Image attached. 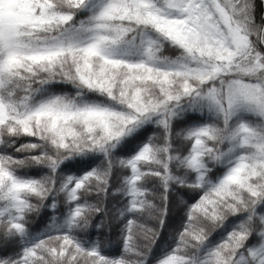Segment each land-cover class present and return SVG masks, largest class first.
I'll list each match as a JSON object with an SVG mask.
<instances>
[{
	"label": "snow or ice",
	"instance_id": "snow-or-ice-1",
	"mask_svg": "<svg viewBox=\"0 0 264 264\" xmlns=\"http://www.w3.org/2000/svg\"><path fill=\"white\" fill-rule=\"evenodd\" d=\"M0 264H264V0H0Z\"/></svg>",
	"mask_w": 264,
	"mask_h": 264
}]
</instances>
